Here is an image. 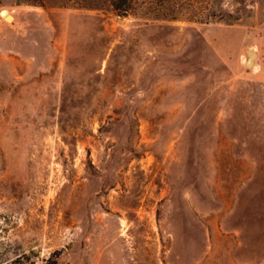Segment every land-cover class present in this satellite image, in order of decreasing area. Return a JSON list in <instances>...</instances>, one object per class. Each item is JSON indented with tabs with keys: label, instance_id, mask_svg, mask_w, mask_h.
Returning <instances> with one entry per match:
<instances>
[{
	"label": "rangeland",
	"instance_id": "1",
	"mask_svg": "<svg viewBox=\"0 0 264 264\" xmlns=\"http://www.w3.org/2000/svg\"><path fill=\"white\" fill-rule=\"evenodd\" d=\"M159 6L0 0V264H264V0Z\"/></svg>",
	"mask_w": 264,
	"mask_h": 264
},
{
	"label": "trees",
	"instance_id": "2",
	"mask_svg": "<svg viewBox=\"0 0 264 264\" xmlns=\"http://www.w3.org/2000/svg\"><path fill=\"white\" fill-rule=\"evenodd\" d=\"M35 3L44 4L45 0H34ZM164 0H59L61 4H72L74 6L81 7H109L116 10L119 14H127L131 11H134L138 8L139 4H147L148 9L153 11L152 16L159 18L163 16L162 9L159 4ZM175 17V13L171 14ZM1 264H17L15 261L10 263H1ZM46 264H57L56 258H49Z\"/></svg>",
	"mask_w": 264,
	"mask_h": 264
},
{
	"label": "water",
	"instance_id": "3",
	"mask_svg": "<svg viewBox=\"0 0 264 264\" xmlns=\"http://www.w3.org/2000/svg\"><path fill=\"white\" fill-rule=\"evenodd\" d=\"M246 60H245V65L246 66H252L254 63V60L257 56V52L253 48H246Z\"/></svg>",
	"mask_w": 264,
	"mask_h": 264
}]
</instances>
